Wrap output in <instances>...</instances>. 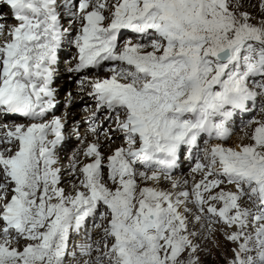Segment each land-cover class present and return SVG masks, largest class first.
Returning a JSON list of instances; mask_svg holds the SVG:
<instances>
[{"label": "snow or ice", "instance_id": "obj_1", "mask_svg": "<svg viewBox=\"0 0 264 264\" xmlns=\"http://www.w3.org/2000/svg\"><path fill=\"white\" fill-rule=\"evenodd\" d=\"M0 6L17 22H0V121H27L0 123V264H65L69 255L77 264H199L200 232L190 229L211 232L215 223L235 229L227 234L239 242L230 264H264V120L244 126L241 140L250 143L201 149L205 137L230 139L234 116L264 100V0L258 21L243 0ZM65 42L78 50L69 72L109 74L85 75L80 85L91 88L94 118L102 113L125 140L105 157L97 139L67 168L59 155L65 124L46 119L57 106L52 85ZM201 150L193 168L201 179L190 189L173 180L184 154ZM65 175L75 181L71 194ZM162 177L172 190L149 186ZM90 220L101 238L88 233L91 242L70 250Z\"/></svg>", "mask_w": 264, "mask_h": 264}, {"label": "rangeland", "instance_id": "obj_2", "mask_svg": "<svg viewBox=\"0 0 264 264\" xmlns=\"http://www.w3.org/2000/svg\"><path fill=\"white\" fill-rule=\"evenodd\" d=\"M243 4H244L243 10L250 12L256 18L257 21L259 19H261L262 12H261V9L258 7V5L260 4V0H243ZM3 8H4L5 13L11 12L9 6H4ZM126 36L132 37L133 42H135L134 35L132 36L131 34H129ZM68 47H69V49L66 50L67 53L64 54V55L68 54V57H66V59L71 58V55L77 50L74 45H69ZM64 55H62L61 58ZM59 64L61 65V67H63V69L66 68V65H64L63 62L62 63L59 62ZM58 71H59V73L62 74L61 70H58ZM65 71H63V72H65ZM108 75H109L108 73L102 72L98 75L89 74L87 76L93 79V78H96L97 76L104 78ZM69 76H64L63 77L64 81H60V79H57L56 84H60L61 94H63L62 97L61 96L58 97V102L56 103L57 104V109H56L57 111L56 112H59V113L63 112L67 108L66 106L68 105V103H67L68 98H70V97H68V93L70 92L71 88L72 87L76 88L75 85L80 84V80L84 77V76H80L78 78H72L71 77L72 75H69ZM59 77H61V76H59ZM56 84H55V86H56ZM80 88L81 89L78 91L79 96H78V98L75 99V105H74L73 111H81L79 104H78V101L80 100V97L82 98V96H84V97L87 96L86 86L83 88L82 87H80ZM257 100H258V104L250 107V114L244 120H242L240 122V124L235 128V130L232 131L233 134L231 135L230 139H228L227 141H215V140H211V139L207 138L208 141H206L205 143H203V145H201V149H203L204 147H207L211 144L217 143V142L223 143L225 147H236L237 145H239L241 143H250L251 141L248 138H244L243 140H241V137L244 135V132H243L244 126L247 124L248 121L253 120V119L264 120V111H261V108H264V100H262L260 98H258ZM65 103H67V105H65ZM81 112H83V114L85 115L84 118H86L88 115L93 114L94 111L92 112V110H83ZM54 114H52L51 116H48L46 119H50ZM10 121H22V119H12ZM255 127H256V125L253 124L250 128L247 129L249 136L251 135V132ZM85 129L88 132L89 131V125H87L85 127ZM71 130L69 131V133L65 132L66 135L68 134L69 138L71 136V139L74 138L73 142L77 143V145H82L84 138H83V136H81V134L83 133V131L79 132L78 126L76 129H74V125H71ZM106 133L108 135L111 134V132L109 131V128H106V129L102 128L99 131L97 130V132L93 133V134L99 135L100 137H103V139L106 140V138H104ZM121 140H123V139L120 138L119 141H121ZM72 146L73 147L69 148L70 151H73V149H75V147H76V145L75 146L72 145ZM198 154L200 157H202L203 156L202 150ZM59 155H60V157H62L60 159H61L62 165L65 167V162L67 161L68 156H67V154H64V152L61 155L60 151H59ZM196 163L197 162H195L193 164V166L190 165V166L184 167L183 170L180 172H175V174L172 175L173 180L182 183L186 179L185 176H188L189 174H190L189 176H191L193 178H195L196 176H199V178H200L201 173L193 172V168L195 167ZM182 179H183V181H182ZM186 180L188 181V178ZM166 182H167V185L163 186V187H160V182L158 184H154L153 182H148V183H149V186H156V187L162 188L164 190H172L171 189L172 181L167 180ZM192 184H193V181H192ZM192 184L189 183L187 185V187L190 189L192 187ZM70 187H72V185ZM222 187H224L225 190H227V189L232 190V191L235 190L234 186H230L227 184L223 185ZM99 222L100 221L98 220L97 223H99ZM201 223L206 224L207 221H202ZM88 226L90 227V225H88ZM207 227L210 229H213V231L209 232L207 229L202 228L201 224H196L194 228L190 229L191 231L200 232V235L195 240V243L199 244V246H200V250L196 253V255L199 257V264H230V261L234 258V250L237 249L239 242H234V241L228 240L227 234H230L235 229L228 228L225 225H223L222 223L208 224ZM97 229H99V228H97ZM249 231H252V229H249ZM84 236H85V234L82 235V234L74 233L72 235L71 241H70V250H74V249L78 248L77 246L80 245L81 243L89 242V241L85 240ZM69 256L67 257L65 264H69V262L71 261V259H69Z\"/></svg>", "mask_w": 264, "mask_h": 264}, {"label": "bare ground", "instance_id": "obj_3", "mask_svg": "<svg viewBox=\"0 0 264 264\" xmlns=\"http://www.w3.org/2000/svg\"><path fill=\"white\" fill-rule=\"evenodd\" d=\"M3 7L4 6H0V18H5L6 17V20L0 19V22H5L6 23V26L7 25H14V24H16L17 22L14 20L12 12H8V13L6 12L5 13ZM68 46H69V44H67V42H65V45L61 49L60 57L62 55H64L65 53H67L66 50L69 49ZM76 51H77L76 52V55H77L78 54V50H76ZM71 57H72V55H71ZM74 59H75V56H74ZM68 68H64L66 70L65 71L63 69V67H61V65L58 63L57 64V74H56V76L57 77L61 76L60 78L63 79L64 76L72 75L73 72H69ZM58 70H61L62 74L59 73ZM62 70L65 71L66 73L63 72ZM89 79H92V78L89 77ZM75 86H76V88L72 87L71 90H70V92L68 93V97H70V98H68V101H69L68 102V105H67V103H65V105H67L66 106L67 108L63 112H60V113L59 112H56L51 117V118H53V117H59V118H61L62 121L65 124V132H67V133H69V131L71 130V125H74V129H76L77 126H78V131L79 132H82L83 131V133L81 134V136H83V138H84V141H83V144L82 145H77V143L73 142V139L74 138L71 139V136L69 138L68 137V134L66 135L67 139L65 140V142L63 143L62 148L60 149L61 155L64 152V154H67V156H68V159L65 162V168H67L68 163H69L70 159L72 158V156L74 154L82 153L83 150L88 146V144L93 143V142H96L97 139L99 140V143L101 144V151L103 152V154L105 155V157H107L108 155H111L117 147H120V146H124L125 145L124 144V140L119 141V139L122 138V134H119V133L109 134L108 136L111 137V140H109V139H106L105 140V139H103V137H100L99 135H94L93 133H91L89 131L88 132L86 131L85 127L88 125L87 118H84L85 115L83 114V112H81V111H73L74 110V105H75V99L78 98V96H79L78 95V91L81 89L80 88L81 87L80 84H76ZM85 86L87 88V90H86L87 91V96L86 97L89 98L91 96H89L88 93L91 91V88H90V86L88 84H85ZM55 93H56V98H57L56 103H57L58 102V97H60V96L62 97V95H63V94H61L60 84H56V86H55ZM3 122L8 123L9 125L14 124V123L15 124L27 123L26 120H22V121H10V118L7 121H0V123H3ZM72 145H74V146L76 145V147H75V149H73V151H70L69 148L70 147H73ZM60 158H62V157H60ZM80 159L83 162H85V163L88 162V160L86 158H84L82 155L80 156ZM183 167H185V166H183ZM189 175L188 176H185L186 179L188 178V184L189 183L192 184V181L194 183L195 181H198V180L201 179V177L199 178V176H196L195 178H193V177H191ZM166 181L167 180L162 177L161 178V181H160V187L166 186L167 185V182ZM182 181H183V179H182ZM73 183H75V181L70 176L65 175L64 182H63V185L62 186L65 188L66 193L71 194L73 192V189H71L72 187H70ZM181 184L183 185V183H181ZM141 186H143V185H141ZM90 223H92L91 220L87 224V232L84 233L85 236H87V237H88V233L90 231V227L88 226V225H90ZM95 231L93 232L92 240H99L101 238V235H102V229L99 228V229H97ZM84 234H82V235H84ZM74 251H76L77 253H79V249L78 248L74 249ZM69 259H71L70 262L68 261L69 264H77V260L75 258H73L71 255L69 256Z\"/></svg>", "mask_w": 264, "mask_h": 264}]
</instances>
